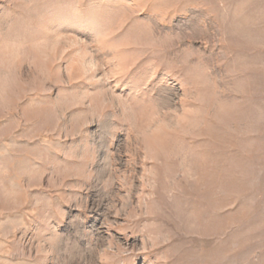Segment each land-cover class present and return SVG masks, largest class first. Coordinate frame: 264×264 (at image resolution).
Wrapping results in <instances>:
<instances>
[{"label":"rangeland","instance_id":"rangeland-1","mask_svg":"<svg viewBox=\"0 0 264 264\" xmlns=\"http://www.w3.org/2000/svg\"><path fill=\"white\" fill-rule=\"evenodd\" d=\"M0 264H264V0H0Z\"/></svg>","mask_w":264,"mask_h":264}]
</instances>
